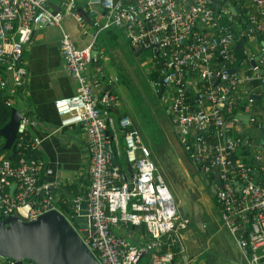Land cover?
Wrapping results in <instances>:
<instances>
[{
    "label": "built area",
    "instance_id": "built-area-1",
    "mask_svg": "<svg viewBox=\"0 0 264 264\" xmlns=\"http://www.w3.org/2000/svg\"><path fill=\"white\" fill-rule=\"evenodd\" d=\"M101 4L104 13L90 21L81 15L74 0H65L64 9L83 29L91 24L95 33L113 24L123 26L131 45L151 47L155 56L163 59L161 82L172 90L170 108L180 143L200 170L217 175L215 200L230 231L245 232L246 238L239 236L238 242L248 248L247 264H264V152L260 154L255 140H243L235 132L237 91L255 79L264 80V74L253 64L247 69L237 65L233 72L227 71L235 63V36L230 25L220 21L212 0H101ZM253 6L250 23L264 30V0H253ZM224 11L229 16L228 9ZM62 15L61 10L48 6V0H0V97L6 106L15 107L28 76L23 52L32 41L34 29L46 24L59 26L60 49L76 81V91L55 98L54 106L60 126L77 122L83 125L89 152L87 196L80 194L74 200L86 199V217L93 231L91 234L87 225L88 233L81 238L100 264H138L144 250L150 253V264H176L173 251L162 248V236L186 228L189 219L176 210L149 147L127 115H121L118 124L123 130L126 160L134 169L133 186L129 187V180H118V167L111 162L106 148L110 144V136L105 133L107 111L99 104L109 103L113 97L94 90L99 88L98 80H90L86 72L91 45L75 44L62 27ZM251 59L252 55L240 63H250ZM188 69L204 82L194 96L186 89ZM252 101L249 98L244 106L249 116ZM249 119L255 120L254 116ZM30 121L24 114L18 121L16 158L0 154L1 217L23 210L28 219H33L57 208L50 185L39 182L43 160L29 153L37 145L27 135ZM244 144L253 152L254 163L245 161L240 153ZM62 212L79 231L69 213ZM121 224L144 226L145 246L116 232ZM0 264L31 263L27 259L17 263L1 258Z\"/></svg>",
    "mask_w": 264,
    "mask_h": 264
},
{
    "label": "crops",
    "instance_id": "crops-1",
    "mask_svg": "<svg viewBox=\"0 0 264 264\" xmlns=\"http://www.w3.org/2000/svg\"><path fill=\"white\" fill-rule=\"evenodd\" d=\"M74 1L78 10L80 8L87 12L91 10L89 0ZM216 1L217 0H212L215 12L217 10L215 7ZM219 1L221 16H223L226 21H232L230 29L235 36L233 51L236 49V54H239L236 36L241 37L243 43L241 53L246 57L250 55H252V58L257 57L255 62L260 69V73H262L261 71H264V30H257L250 23L249 11L255 9L253 0ZM64 2L65 0H48V6L51 9L61 10L63 12L61 19L62 27L70 33L78 47L91 45V59L86 64V72L90 80H98L99 88L94 87L95 91L99 93L106 92L109 96L113 97L111 102H100L99 104L101 108L107 111V129L110 136V146L122 170L118 180H129L130 173L128 171L124 152L125 145L123 144V149H121L118 136L120 133L123 137V130L118 124V118L121 115L129 116L132 125L138 130L143 143L149 147L151 155L153 149L149 144L144 142L141 132L137 127L135 117L130 115L128 111L120 109V96L116 89L119 80L117 68L126 61V56L129 54L128 44L135 54H139L144 48L131 45L121 25L113 24L99 30L97 33H95L91 24H87L86 29H83L78 25L73 15L64 9ZM234 5H238V11L230 9V6ZM225 9H228L229 16L225 13ZM98 14H101V12L94 15L89 14V19L92 20V18ZM248 24L250 25L248 26ZM261 24L264 27V19ZM257 31H260L261 34L255 39ZM61 36V29L57 25L46 24L34 29L32 41L25 46L23 52V60L28 70V76L22 91V96L16 99L14 105L22 114L29 116L31 119L26 128L27 135L31 140L36 142V155L43 160L39 182L48 183L50 185V189L54 194V202L62 197V202L66 201L69 203V200H74L81 193L84 194V188L87 187L89 152L86 144V132L83 125L77 122L60 126V115L57 113L54 106L55 98L63 95H70L76 91V81L67 70L65 59L60 49ZM247 39L253 42L252 47L245 45ZM93 50L96 52L94 56H92ZM261 51L262 55L259 56ZM155 58L156 60L153 64V68L147 72V80L151 82V92L159 98L163 95L165 90H168L169 93L166 98L169 100V104L164 105V109L169 112L170 115L172 114L170 118L175 125V133L178 135L177 124L170 108L172 90L170 87L168 89L167 85L161 82L164 66L158 65L159 57L155 56ZM162 60L163 59H161L160 62L163 63ZM240 64L241 63H234L233 67L236 68L237 65ZM245 64L246 66L243 67V69H247V65H251L252 63L251 61L249 63V60H247ZM262 74H264V72ZM121 79L127 82L124 75L121 76ZM263 82L264 80L262 79L259 82L245 84L240 87L236 95L239 106L237 114H247L248 118L246 120L237 116L238 122L235 132L241 135L243 140L246 137L255 140L257 142V148H259L258 145H260L261 131L263 130L264 132V100L261 98L257 100L251 97V94L262 95ZM203 83V80L197 78L193 70H187L186 89L190 95L192 94L191 96H194L201 90ZM243 97H246V99L241 101ZM249 98L254 100L252 101L253 110L250 116L244 107ZM136 116L137 119L142 118L138 115ZM252 116H254V122H250L249 118ZM247 128L253 130L252 135L248 133ZM259 151H261L260 154L264 152V137L262 148H259ZM122 154L123 159L121 161L119 156ZM252 154L253 152L249 150L247 153L243 154V158L254 163L255 158H253ZM197 168L200 172V178H195V180L191 179L190 183L187 182L188 185H191V187H188L191 188L192 192L189 198H187L190 204V210L188 212L192 214V218H190L187 211L181 205L177 206L174 201L176 210L181 214L179 208L182 209L183 213L188 217L189 223L192 222L194 229H190L194 232H204L207 241H211L213 236H215L219 228L217 222L220 220L227 231L234 237L237 245L241 249V256L240 258L235 257L233 260L224 259L211 253L207 256L197 257V253L193 251L192 243L187 242L186 234L181 232L182 229L174 230L170 234L162 236V248H169L173 251L174 262L176 264H247L248 248L246 246H241L238 242L239 236H241V238H246L245 232L239 234L232 233L228 226L225 225L220 208L215 200L214 192L210 189L209 184H213L215 188L217 175L200 170L198 165ZM202 173H205V176H203ZM206 179L208 180V184ZM59 205L55 203V206L63 211ZM209 205H215L217 209L216 218L211 213ZM22 214L26 216L23 210ZM115 230L136 245L145 246L147 233L144 226L121 224L115 228ZM192 240L196 243L194 239ZM245 248L246 251L244 250ZM143 254L146 255L142 257V261L144 262L147 259L148 264H150V253L144 250Z\"/></svg>",
    "mask_w": 264,
    "mask_h": 264
},
{
    "label": "rangeland",
    "instance_id": "rangeland-1",
    "mask_svg": "<svg viewBox=\"0 0 264 264\" xmlns=\"http://www.w3.org/2000/svg\"><path fill=\"white\" fill-rule=\"evenodd\" d=\"M252 43L247 39L245 45L252 47ZM128 47L129 54L126 56V61L117 68L119 80L116 89L120 96V109L128 111L130 115L135 117L144 142L153 149L152 158L153 160L155 159L157 168L163 175L176 205H181L192 218V214L188 212L190 204L187 201L192 192L191 188L188 187H191V185H188L187 182L190 183L191 179L200 178V172L188 151L177 138L175 125L170 118L172 114L170 115L164 109V105L169 104V100L166 98L169 93L168 90H165L160 98L151 92L152 86L151 82L147 80V72L153 68L156 60L154 50L148 47L142 49L139 54H135L129 44ZM248 54L250 55L249 52ZM245 66L246 64H240V69ZM122 75H124L127 82L121 79ZM167 87L169 89V86ZM245 99L246 97H243L241 101ZM136 115L142 118L137 119ZM247 131L250 135L253 134L251 128H247ZM118 136L120 147L123 149V137L120 133ZM1 142L4 143L2 136H0ZM119 159L122 161L123 154L119 156ZM209 208L216 218L217 209L215 205H209ZM217 223L219 228L211 241H207L204 232L192 231L190 229H194L192 222L189 223L187 228L182 229L181 232L186 234V241L192 243L193 251L197 253V257L207 256L211 253L228 260H233L235 257L240 258L241 249L234 237L227 231L220 220ZM74 226L78 227L76 224Z\"/></svg>",
    "mask_w": 264,
    "mask_h": 264
},
{
    "label": "water",
    "instance_id": "water-1",
    "mask_svg": "<svg viewBox=\"0 0 264 264\" xmlns=\"http://www.w3.org/2000/svg\"><path fill=\"white\" fill-rule=\"evenodd\" d=\"M219 3L220 1L217 0L215 5L217 14L220 13ZM89 6L91 10L88 12L83 11L81 8L79 9V12L86 20H89V14L104 13L101 0H89ZM230 9L238 11L239 7L238 5H234L230 6ZM260 34L261 32L257 31L255 39ZM241 48L242 45L238 46V51ZM95 53L93 50L92 56ZM261 55L262 51L259 53V56ZM256 58L251 59L253 65H256ZM234 70L235 67L227 68V71L230 72ZM261 72L263 73L264 71L262 70ZM262 88V95L251 94V97L257 100L259 98L264 100V82ZM21 116L22 113L16 107L10 109L9 119L0 127V136L4 138V143L1 146L2 149H10L16 137V129ZM237 116L246 120L248 118L247 114H237ZM105 133L107 134L108 130ZM263 137L264 132L262 130L259 148H262ZM106 148L110 152L111 162L118 166V171L121 174L122 170L109 143L106 145ZM127 165L130 173L129 187L131 188L133 186L132 179L134 172L132 165L128 161ZM202 175L205 176V173H202ZM206 182L208 184L207 179ZM209 185L211 191L215 192L214 185ZM87 191L88 188H84L85 197L87 196ZM68 207L70 208L68 213L78 228H80L79 231L67 220L65 213L57 208L46 210L33 219H28L20 212L0 217V259L9 258L17 263L23 259H27L31 264H100L81 238V235L88 233L86 229L87 225H89V232L91 234L93 231L92 222L86 217V199L84 198L80 202L71 199L69 200ZM179 211L184 215L182 209L179 208ZM244 250L246 251V248Z\"/></svg>",
    "mask_w": 264,
    "mask_h": 264
},
{
    "label": "trees",
    "instance_id": "trees-1",
    "mask_svg": "<svg viewBox=\"0 0 264 264\" xmlns=\"http://www.w3.org/2000/svg\"><path fill=\"white\" fill-rule=\"evenodd\" d=\"M220 21L223 22V23H228L232 24V21H226L225 18H223V16H221L220 14ZM236 43H237V46H240V45H243L242 43V38L241 37H238L236 36ZM243 47V46H242ZM242 49V48H241ZM241 49H239V54H236V49L234 50V59H235V64H239L241 60L243 59H246V56L244 54L241 53ZM236 55V56H235ZM162 58L158 59V65H163L161 61ZM247 62V61H246ZM260 80L259 79H255L253 80L251 83L253 82H259ZM254 101V100H253ZM10 107L6 106L2 100V98L0 97V127L5 124L7 122V120L9 119V114H10ZM245 136V134H244ZM3 142L0 143V154H5L11 158H16V150H15V146H16V141L14 140L10 149H2L1 146H2ZM248 152V149H247V146L244 144L241 146V151L240 153L241 154H245ZM29 153H34L36 154V149H30L29 150ZM245 161H247V159L245 158ZM83 194V193H81ZM54 203H56L57 205H59V207L63 210V211H69L70 208L68 207V202L66 201H63L62 202V197H60L59 199H57ZM146 254H142L140 256V259H139V263L138 264H148L147 262V259L143 262L142 261V257L145 256Z\"/></svg>",
    "mask_w": 264,
    "mask_h": 264
},
{
    "label": "flooded vegetation",
    "instance_id": "flooded-vegetation-1",
    "mask_svg": "<svg viewBox=\"0 0 264 264\" xmlns=\"http://www.w3.org/2000/svg\"><path fill=\"white\" fill-rule=\"evenodd\" d=\"M67 212H69V211H67Z\"/></svg>",
    "mask_w": 264,
    "mask_h": 264
}]
</instances>
